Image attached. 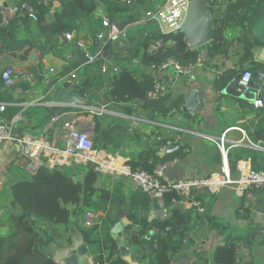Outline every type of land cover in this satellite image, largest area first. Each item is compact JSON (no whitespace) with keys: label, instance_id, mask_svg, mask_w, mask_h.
<instances>
[{"label":"trees","instance_id":"1","mask_svg":"<svg viewBox=\"0 0 264 264\" xmlns=\"http://www.w3.org/2000/svg\"><path fill=\"white\" fill-rule=\"evenodd\" d=\"M32 1L34 18L20 16L7 27L0 26V57L6 56L17 74L37 78L38 84L44 82L42 75L46 68L42 59L61 47L65 42L64 34L74 32L78 39L86 37L94 40L96 35L106 32L99 9H103L104 16L120 31L131 27L140 18L137 13L135 16L126 14L140 9L146 12L152 10L137 3L129 6L128 0H99V3L95 0H55L47 6L39 5L38 0ZM203 1L208 4L213 33L206 51L207 58L223 56L228 59L229 51L234 46L237 57V64L213 81L216 90L221 91L237 73L257 71L264 75V63L255 62L252 53L264 48V0ZM55 3L58 6L53 8ZM132 29L134 32L142 31L140 38L130 36ZM125 34V38L118 42L104 39L105 59L110 68H119L118 73H102V60L87 64L85 58L78 56L76 61L61 67L59 77H70L80 70L72 86L75 93L86 101V107L104 108L124 115L94 114L90 137L93 149L107 154L119 153L127 157L131 171L152 174L159 165L183 158L181 149L159 155V148L169 142L178 143L172 137L161 138L166 131L158 120L178 111L185 98L181 94L167 93L157 100H150L148 94L155 82L147 69L169 58L181 66L196 65L199 50L187 46L181 35H172L169 39L161 36L152 25L136 26ZM161 38L162 47L154 57L150 56L149 46ZM95 52L92 46L90 53ZM108 54L113 56L112 62L107 58ZM29 57H35L34 61L25 64ZM134 60L137 62L135 66ZM1 73L0 105H4L5 109L0 116L12 122L20 113L18 105L28 101L27 94L31 88L24 81L5 88ZM55 84L53 81L50 85ZM51 101L50 97L46 98V102ZM249 108L258 117L254 130L248 133L249 141L256 145L264 140V109ZM44 109L45 116L36 127L15 122L13 137L22 139L25 134L35 136L37 132L48 130V127L63 130L69 115L77 118L88 116L91 112L85 108H66L56 116L50 108ZM136 115L143 117L147 123H155L151 125L156 130L154 140L133 128L132 117L137 118ZM54 117L57 120L52 121ZM131 147L136 150L123 153ZM243 157L250 159L252 171L264 172V153L243 147L228 152L231 170H235L237 162ZM101 175L92 163H72L52 169L41 166L33 175L24 174L16 180L9 188L6 220L0 224L5 228L0 231V264H58L52 258V249L72 244L71 229H75L83 239L95 264H126L110 236L111 228L124 215L131 223L128 230L131 226L139 228V231L132 232L127 242L129 248L142 250L141 264H170L175 256L187 249L188 242L192 241L190 233L198 224L206 225L208 233L225 234L227 238L223 244L190 264H249L240 259L239 248L244 246L250 249L254 237L231 236L227 233V223L206 218V202L211 198L210 192H191L189 198L174 191L168 192L163 197V205L169 208L171 216L165 221L148 223L147 214L152 205L148 196L137 190L125 199L116 189L102 188L99 185ZM250 192L260 201L264 200V190L258 192L252 188ZM242 199L235 210L236 220H247L251 215ZM187 201H195L198 206L187 208ZM198 209L204 212L200 213ZM98 212L102 215L92 221V226L85 227L86 214Z\"/></svg>","mask_w":264,"mask_h":264},{"label":"crops","instance_id":"2","mask_svg":"<svg viewBox=\"0 0 264 264\" xmlns=\"http://www.w3.org/2000/svg\"><path fill=\"white\" fill-rule=\"evenodd\" d=\"M16 2L17 0H0V4L3 3L11 5ZM133 3L141 4L142 6H145L146 9L151 7L153 10V8L156 7V2L128 0L129 6H131ZM57 6L58 4L55 3L53 8H56ZM99 13L105 17L103 9H99ZM136 13L140 15L139 20L133 23L131 27H126L124 32L127 33L130 28L136 26L152 25L154 30L157 28L156 23L147 21L145 18L146 11H142V9L131 11L126 15L135 16ZM134 31L135 30L133 29L130 31V36L134 38H140L142 31ZM73 34L75 35L74 32ZM228 36L230 37L231 34ZM80 39L89 41L86 37H82ZM234 47L230 49V53H232ZM195 49L199 50V59L197 64L194 65V69L190 74L186 76H176L171 70L158 73L151 72L154 77V82L158 84L162 90V96L167 93L181 94L185 98V103V101L190 98L189 96L191 92L197 89L201 94L203 102V107L196 114H193L190 111V108L193 107L192 104H190V108L186 110L183 109V104L179 107L178 111H173L171 115L165 117L167 122L160 124V126H162L168 133L169 137H175V141L178 144L169 142L166 146L159 148V152L167 149L169 146H174L172 152L181 149L183 154V158H176L170 161V163L174 161L175 163H171L164 173L166 177L172 180H198L207 178L214 173H218L220 169L221 158L215 143L222 136H224V144L228 152H232L236 148L243 147L258 150L264 153V140L257 142L256 144L258 147H256L254 146L255 144L251 143L248 138V133L254 130V127L258 122L256 113L249 108L253 107L252 104L222 96L220 91H217L213 84V81L217 79L222 72L232 68L237 64V57L235 56V53L231 54L228 59L224 58L223 56H217L209 59L206 56L207 50L203 49V46L196 47ZM68 53H71L74 56L70 61L66 62L65 56ZM252 53L253 60L255 62L261 64L264 63V48L254 50ZM108 55L109 61L112 62L113 56L110 54ZM34 59L35 57H29L25 64L32 63ZM77 59V51L67 41L63 42L61 47H59L56 51L48 53L44 56L42 62L45 65V70H47L49 67H54L57 70V75L53 80L56 82V84L51 86L50 84L41 82L30 89L29 93L27 94L28 101L24 104L18 105L20 107V113L15 118H17L20 123L27 127H36L42 122L45 116L44 108H50V103L53 101L56 93L68 81V77H59L61 67L72 63ZM234 60L236 61L234 62ZM133 65H137L135 60L133 61ZM110 67L111 65H109V68ZM6 68L13 67H11L10 61L6 56H1L0 73ZM79 74L80 70L73 73L76 78L79 76ZM72 91L75 93L74 88ZM48 97L52 99L51 102H46V98ZM242 105H244V107ZM253 109L261 110L254 107ZM101 113H108L115 116H124L120 113L108 111L104 108H101ZM93 116L94 114L91 112L88 116H81L77 118L73 117V115H69L67 118V124H78L77 126L81 130L92 129L93 131ZM135 121H137V118L132 117V125ZM149 124L155 123L149 122ZM66 132V129L60 130L59 128L52 129L48 127V130L37 132V135L35 136H32V134H25L23 138L31 137L40 139V137H42L43 142L46 143L50 149H58L63 148L64 146ZM129 152L132 153L133 151H123L124 154H129ZM101 153L109 157L118 155L119 160L115 162L117 164H120V162L123 160H127V157L121 156L119 153ZM242 162H245L248 168L251 169L249 158L243 157V159L239 160L237 163ZM25 163L26 159L24 155V149L21 146L16 143H5L0 145V224H2L7 217L6 207L8 204L9 188L16 180L25 174ZM70 165L72 164H67L65 166ZM108 176L113 177L118 175H107L103 173L100 179L102 180ZM233 177H235L234 173ZM126 180L128 181L130 195L134 192V190L130 180ZM240 200L241 198L235 194L232 187L221 188L218 192L212 194L211 198L207 200L205 210L207 213L206 218H210L212 220L216 218L227 223V233H229L231 236H253L254 240L251 248L247 249L244 246H241L239 248V257L242 262L245 263L264 264V200L260 201L256 196L253 195L247 199L243 198V205L249 208L251 215L247 220H236L235 210ZM198 211L200 213L204 212L203 209H198ZM97 214L102 215L101 212H98ZM125 217L127 216L124 215V218ZM127 227H125V230H128ZM4 229L0 226V231H3ZM70 234L72 243L79 239L75 229H71ZM118 238L121 242L123 241L121 235H119ZM226 238L227 236L225 234L219 235L216 232L208 233L206 225L198 224L195 227V230L190 233V239H192V241L188 242L187 249L175 256L170 264H190L192 260L199 258L208 252H211L217 245L223 244ZM66 247L67 246L61 248ZM57 249L58 247H53L51 252L52 255ZM89 257L91 262L95 264L93 257L90 255ZM140 259L138 264H141Z\"/></svg>","mask_w":264,"mask_h":264},{"label":"built area","instance_id":"3","mask_svg":"<svg viewBox=\"0 0 264 264\" xmlns=\"http://www.w3.org/2000/svg\"><path fill=\"white\" fill-rule=\"evenodd\" d=\"M55 0H38V4L47 6ZM141 2H156V7L145 13L147 21L156 23L158 32L161 36L167 37L178 30L185 18L189 3L187 0H139ZM20 16L34 18V5L32 0H17L14 4H0V26L7 27L10 22ZM102 26L105 33L96 35L94 40L84 41L75 37L73 33L64 34L65 41L69 42L77 51L78 56L85 58L87 64H95L99 59L103 61L101 72L106 73L112 71L113 74L119 72V69L109 68L105 59L104 39L110 42H118L124 39L126 34L120 31L117 26L110 23L107 18H102ZM106 35V36H105ZM161 38L155 44L149 46L148 53L154 57L163 45ZM94 46L96 52L90 53V48ZM74 55L68 53L65 61L68 62ZM108 57V56H107ZM194 69V65L181 66L178 62L169 58L158 66H150L149 72L158 73L171 70L176 76H186ZM57 75L54 67H49L42 75L43 81L51 84ZM76 77L71 74L68 81L71 85ZM252 79V73L244 71L238 81V88L242 91H249L248 84ZM1 81L3 87L10 88L19 81H24L29 88H33L38 84L37 78L29 75H19L13 68H6L1 73ZM162 96V90L158 84H154L153 90L148 94L150 100H157ZM252 106L256 109H264L263 97L259 95ZM5 106L0 105V115L4 112ZM57 120L54 117L52 121ZM18 119L14 118L12 122H8L0 116V145L5 143H16L24 149L26 163L24 172L27 175H33L41 166L49 169L63 166L67 164L92 163L95 170L99 173L118 175L130 180L134 191H143L152 203H157L164 208L163 197L166 193L174 191L177 194L189 198L191 192L208 191L211 194L218 192L221 188L232 187L235 194L239 198H250L252 196L250 190H264V172H254L245 164V162L237 163L235 170H231L228 164V150L224 144V136L216 141V147L221 158L220 169L218 173H214L207 178L198 180H172L164 175L165 171L171 165L169 162L159 165L152 174L143 171H131L127 165V160H123L120 164L115 163L119 160V156L109 157L96 151L92 147L89 130H81L66 124L64 129L67 130L63 148L50 149L43 138L35 139L31 137L15 139L12 135L13 124ZM258 147V145H254ZM164 151V150H162ZM233 173L235 177H233ZM198 203L191 201L186 203L187 208L196 207ZM101 215L95 213H87L85 216V227L92 226V221Z\"/></svg>","mask_w":264,"mask_h":264},{"label":"water","instance_id":"4","mask_svg":"<svg viewBox=\"0 0 264 264\" xmlns=\"http://www.w3.org/2000/svg\"><path fill=\"white\" fill-rule=\"evenodd\" d=\"M189 7L185 18L178 30L172 35L183 37L184 42L191 48L204 46L205 50L209 49V43L212 39V20L207 5L203 0H187ZM98 3V0H95ZM171 36H168V39ZM109 58V55L108 57ZM241 73H237L220 91L222 96L230 97L233 99L253 103L255 99L261 95L264 101V75L254 71L252 79L248 84L249 91H242L238 88V81ZM71 84L67 82L56 93L53 101L50 103L51 111L58 116L66 108H87L92 114L101 113V109L86 107V101L83 100L78 94L72 91ZM183 106L186 110L193 105L190 111L196 114L203 107L202 97L199 90L195 89L191 92ZM92 129L89 130L90 137L92 136ZM174 146H169L164 151H160L159 155L171 153ZM171 216L168 207L161 208L157 203H152L151 208L147 214V221L151 223L155 220L165 221ZM126 219V220H125ZM131 223L128 217L122 216L121 219L111 228L110 236L116 242L121 259L126 264H138L139 259L143 253L140 249H131L128 247L127 239L131 236L132 232L139 231L136 226H131L130 230H125V227ZM121 235L123 241L121 242L118 236ZM152 235V232L150 233ZM53 260L58 264H93L90 260L87 247L83 243V239L73 242L69 247L58 248L52 255Z\"/></svg>","mask_w":264,"mask_h":264},{"label":"rangeland","instance_id":"5","mask_svg":"<svg viewBox=\"0 0 264 264\" xmlns=\"http://www.w3.org/2000/svg\"><path fill=\"white\" fill-rule=\"evenodd\" d=\"M234 53V50L232 51V53L229 52V56L231 54ZM236 60H234L235 62ZM237 62V61H236ZM141 69V67H140ZM77 79V78H76ZM137 116V121L133 122V128L135 129H138V130H141L143 131L149 138H151V140H154V135H155V132L156 130L151 126L153 124H148L145 120H143L142 118L143 117H140L139 115H136ZM159 122H162V124H164L165 122H167L166 118H162V119H159L158 120ZM75 128H78L80 129L76 124H69ZM167 136V137H166ZM168 133L167 132H164V136L162 135L161 138H168ZM160 139V138H159ZM175 139V137H174ZM176 140V139H175ZM136 148L135 147H131L128 149V151H135ZM127 178H123L122 176L118 177V176H113V177H106L104 179H100L99 181V185L106 189V190H118L122 196L125 198V199H128L129 197V193H130V190H129V187H128V181L126 180Z\"/></svg>","mask_w":264,"mask_h":264}]
</instances>
